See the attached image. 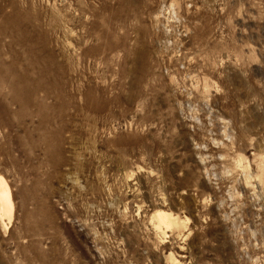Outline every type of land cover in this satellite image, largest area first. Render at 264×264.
<instances>
[{
    "label": "rangeland",
    "instance_id": "1",
    "mask_svg": "<svg viewBox=\"0 0 264 264\" xmlns=\"http://www.w3.org/2000/svg\"><path fill=\"white\" fill-rule=\"evenodd\" d=\"M1 72L0 264H264V0H0Z\"/></svg>",
    "mask_w": 264,
    "mask_h": 264
},
{
    "label": "bare ground",
    "instance_id": "2",
    "mask_svg": "<svg viewBox=\"0 0 264 264\" xmlns=\"http://www.w3.org/2000/svg\"><path fill=\"white\" fill-rule=\"evenodd\" d=\"M4 28L2 27V30ZM1 30V31H2ZM4 31V30H3ZM2 31V32H3ZM2 50V49H1ZM4 51V49H3ZM2 53V52H1ZM5 54V53H4ZM15 54V53H14ZM18 54L20 55L19 51H18ZM29 54V53H28ZM26 55V54H25ZM3 56V55H2ZM24 56V55H23ZM5 58V57H2V59ZM23 58V57H22ZM27 58V57H26ZM29 58V57H28ZM27 58V59H28ZM6 59V58H5ZM17 59V58H16ZM32 59V57H31ZM25 60V58H24ZM36 60V59H34ZM6 61V60H5ZM13 63V62H12ZM39 63V62H38ZM11 64V62H10ZM36 64V63H34ZM26 65V63H25ZM12 66V65H11ZM14 66V65H13ZM12 66V67H13ZM33 66V65H32ZM16 67V66H14ZM13 67V68H14ZM52 67V66H51ZM50 67V68H51ZM31 67L29 68H25L27 71L31 70L30 69ZM35 68V66H34ZM5 69V68H4ZM48 69V68H47ZM13 70H16V69H13ZM44 70V69H43ZM33 71V70H32ZM42 71V70H41ZM23 72V71H22ZM18 73V77L16 80L21 86H23L24 88H21V90L25 91L26 88H27V94L30 95V93L32 92H35V91H41V90H44L45 89V86L44 88L43 87V84L42 83H39L40 80L37 81V83L35 84V87H34V81L30 78L32 77L31 75H29L28 73ZM17 73V72H16ZM33 75V74H32ZM44 75V74H43ZM52 76V75H51ZM53 77V76H52ZM0 78L6 80V78H8L5 74H2V72L0 73ZM40 78V77H39ZM9 81L11 78H8ZM50 79V77H49ZM12 81V80H11ZM46 82H47V79H46ZM49 82V81H48ZM53 83V82H52ZM49 84V83H47ZM46 84V85H47ZM57 84V83H55ZM66 82H61V80H59V86H60V94L62 92H65V87H66ZM3 85V84H2ZM68 85V84H67ZM58 86V85H57ZM51 87V86H50ZM55 88V87H54ZM47 89V88H46ZM50 89V88H49ZM19 89L17 88V91ZM53 90V89H52ZM52 90L51 91V94H52ZM49 91V92H50ZM1 94V93H0ZM47 94V92H46ZM65 94V93H64ZM48 95V94H47ZM50 95V94H49ZM25 96V95H24ZM27 96V95H26ZM61 96V95H60ZM59 97V95H58ZM57 99H61L62 100V96L61 98H57L56 97V100ZM59 101V100H58ZM64 101V100H62ZM61 102V101H60ZM58 102V103H60ZM64 103V102H62ZM63 105V104H62ZM65 105V104H64ZM27 130V129H26ZM33 138V137H32ZM17 141V140H16ZM19 145V144H18ZM20 146V145H19ZM14 209H15V203H14V197H13V192H12V188H11V185L9 183V181L6 179L5 176L1 175L0 174V222L4 228V230H8V228L10 227V224L12 222V219H13V213H14ZM171 214V213H170ZM168 214V213H165V212H159L158 213V218H159V221L161 224L165 225L166 227H170L171 225H173V223L175 222L171 215Z\"/></svg>",
    "mask_w": 264,
    "mask_h": 264
}]
</instances>
